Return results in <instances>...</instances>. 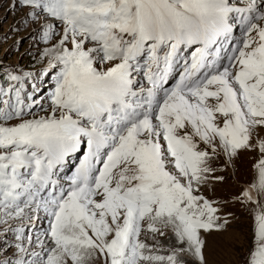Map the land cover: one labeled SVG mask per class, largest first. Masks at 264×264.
I'll use <instances>...</instances> for the list:
<instances>
[{"label":"snow or ice","instance_id":"snow-or-ice-1","mask_svg":"<svg viewBox=\"0 0 264 264\" xmlns=\"http://www.w3.org/2000/svg\"><path fill=\"white\" fill-rule=\"evenodd\" d=\"M19 3L45 16V43L57 22L63 33L43 53L57 69L43 115L31 73L0 86V226L16 249L0 264H206V235L230 224L197 194L213 158L264 153L252 142L264 130V0ZM256 167L247 264H264V158ZM41 218L47 230L26 234ZM163 229L178 244L167 256L140 239Z\"/></svg>","mask_w":264,"mask_h":264},{"label":"rangeland","instance_id":"rangeland-1","mask_svg":"<svg viewBox=\"0 0 264 264\" xmlns=\"http://www.w3.org/2000/svg\"><path fill=\"white\" fill-rule=\"evenodd\" d=\"M240 5L243 6V0H240ZM29 11L27 7L19 3V0H0V73L2 70L7 72L17 70V74L27 71L32 74L29 79L30 83L26 82L29 85L37 84L36 79H42L43 83L39 85L42 86L38 88L34 98L39 101L35 109L36 114L43 115L44 112L41 111L40 106L42 105L44 109L50 108L49 97L57 73V69L49 66L51 57H45L43 53L57 45L63 33V25L57 22L59 35L45 43L42 39V30H37L42 29L45 24V16L42 15L37 24L29 15ZM235 36L237 39L240 38L239 31L235 33ZM26 61L40 62L36 63V67L27 68L24 65ZM46 72L48 75H45ZM27 88L29 91V86ZM257 133L253 136L254 144L264 139V130L258 129ZM202 147L206 146L202 145ZM82 158L79 153L70 158L65 177H70L69 172L75 171ZM262 158H264V153H261L258 148L240 150L239 154L231 160L224 154L213 158L211 166L214 172L209 175L206 183L200 185V191L197 194L212 201L214 206L220 209L219 214L227 218L230 224L226 232H212L206 235V264H247L249 250L252 246L254 216L262 209L256 203L248 202L243 194L257 183L256 166ZM217 177H223V179H217ZM253 191L255 193V189ZM256 198L264 202V197L259 196L258 193L254 195V199ZM34 224L35 227L31 229V232H26V234L47 230L48 221L46 219L41 218L34 221ZM163 231L166 235L144 231L140 239L153 248V254L167 256L175 247H178V244L171 229H163ZM12 244H14L13 234H5L3 227L0 226V248L6 250L0 252V260L14 258L16 249L14 247L9 249ZM36 250L39 251V247ZM182 259L186 264H198L196 258L190 254L183 256ZM92 264H97V261H93Z\"/></svg>","mask_w":264,"mask_h":264},{"label":"trees","instance_id":"trees-1","mask_svg":"<svg viewBox=\"0 0 264 264\" xmlns=\"http://www.w3.org/2000/svg\"><path fill=\"white\" fill-rule=\"evenodd\" d=\"M39 62H40V61H38V62H36V61H34V62L26 61L24 65H25L27 68H29V67H31V66L36 67V66H37L36 63H39ZM43 64H45V63H43ZM7 73H9V72H7L6 70H2V72L0 73V85H1V86H4V85L7 84Z\"/></svg>","mask_w":264,"mask_h":264},{"label":"bare ground","instance_id":"bare-ground-1","mask_svg":"<svg viewBox=\"0 0 264 264\" xmlns=\"http://www.w3.org/2000/svg\"><path fill=\"white\" fill-rule=\"evenodd\" d=\"M234 3H237L238 5L240 4V0H233ZM242 6V5H239Z\"/></svg>","mask_w":264,"mask_h":264}]
</instances>
